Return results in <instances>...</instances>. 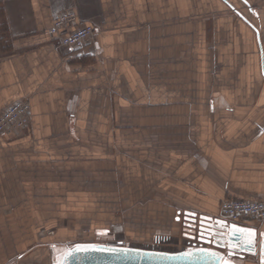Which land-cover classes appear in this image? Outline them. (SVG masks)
<instances>
[{
  "label": "crops",
  "instance_id": "1",
  "mask_svg": "<svg viewBox=\"0 0 264 264\" xmlns=\"http://www.w3.org/2000/svg\"><path fill=\"white\" fill-rule=\"evenodd\" d=\"M68 10L96 27L83 50L47 33ZM20 99L30 127L0 134V264H56L83 222L116 238L124 210L135 242L228 250L221 202L264 201V0H0V112Z\"/></svg>",
  "mask_w": 264,
  "mask_h": 264
},
{
  "label": "water",
  "instance_id": "2",
  "mask_svg": "<svg viewBox=\"0 0 264 264\" xmlns=\"http://www.w3.org/2000/svg\"><path fill=\"white\" fill-rule=\"evenodd\" d=\"M220 228L222 230L227 228L229 231L225 239L228 247L226 254L220 250L205 247H194L173 252L131 245L117 246L90 242L77 245H95L101 248L128 249L131 251H74L77 246L74 245L67 248L58 257L56 264H240L234 260V257H244L245 254L258 255L259 251H261V262L264 263V232L260 227L230 223L228 226L221 224ZM238 229L244 231L241 232ZM143 253L150 255H143ZM152 253L155 255H151ZM184 253H193V255L186 256Z\"/></svg>",
  "mask_w": 264,
  "mask_h": 264
},
{
  "label": "built area",
  "instance_id": "3",
  "mask_svg": "<svg viewBox=\"0 0 264 264\" xmlns=\"http://www.w3.org/2000/svg\"><path fill=\"white\" fill-rule=\"evenodd\" d=\"M47 33L56 37L60 46L70 48L73 51H80L94 40L96 27L93 24L80 23L78 13L74 10H68L55 18ZM31 119L32 107L30 101L28 99L17 100L0 112V134L26 130L31 125ZM220 216L222 219L234 224H243L248 220L264 222V201L225 199L220 204ZM186 244L184 249L209 248L195 239L187 241Z\"/></svg>",
  "mask_w": 264,
  "mask_h": 264
},
{
  "label": "rangeland",
  "instance_id": "4",
  "mask_svg": "<svg viewBox=\"0 0 264 264\" xmlns=\"http://www.w3.org/2000/svg\"><path fill=\"white\" fill-rule=\"evenodd\" d=\"M141 196V195H140ZM123 206H125V203L122 204ZM121 208H125L122 207ZM139 208H141L140 203L137 204V206L133 211H137V214H141V211L139 210ZM121 212V211H120ZM119 212V213H120ZM122 218H119L116 224L111 223V220H108L109 224V228L111 229L112 232H114L116 234L117 233V237L116 238H107L106 240H102V242H104V244H111V245H117V246H126V245H131V246H137V247H145V248H153V249H158V244L157 243H152L150 240L145 241V242H135L133 241L131 238H127L124 235L125 232V223H126V217L128 218L127 213L125 212V210L123 212H121ZM75 217V216H74ZM80 217V216H79ZM79 217H75V218H69V222H75L76 224H80V221L78 218ZM141 218H137L136 220H140ZM153 220H149L150 225L155 226L154 223H152ZM145 222V221H144ZM142 222V224L144 223ZM63 223V222H62ZM67 223V222H65ZM85 222H83V224L81 226H79V228H77V230H75L76 234H75V238L72 240L67 241L68 245L71 247L72 245H74L75 242H84V243H90L93 242L92 240L94 239L93 237H90V232H91V228L84 225ZM87 223V220H86ZM58 227H60L59 225H51L50 226H46L45 228H43L41 230V233L45 236H53L57 230ZM71 241V242H70ZM129 241V242H128ZM179 240H177V238H171L168 240L167 244H171V246H176V248L174 249H169L168 251H180V250H184V248H186L185 246L187 245V241L185 239H182V244L179 245ZM177 243V244H176ZM221 251V250H220ZM223 251H227L228 250H223ZM222 251V252H223ZM227 252H224L225 254ZM238 258V259H237ZM234 258L235 261L239 262L240 264H257V255H252V254H245L244 257H237Z\"/></svg>",
  "mask_w": 264,
  "mask_h": 264
},
{
  "label": "snow or ice",
  "instance_id": "5",
  "mask_svg": "<svg viewBox=\"0 0 264 264\" xmlns=\"http://www.w3.org/2000/svg\"><path fill=\"white\" fill-rule=\"evenodd\" d=\"M238 231H244V230H239ZM80 250H84V251H88V250H96V251H108V252H119V251H131L128 249H117V248H101L95 245H87V246H81V245H77L76 249L74 251H80ZM203 251V250H201ZM143 255H150L149 253H143ZM151 255H155V253H152ZM184 255L186 256H191L193 255V253H184ZM213 255H215V253H213Z\"/></svg>",
  "mask_w": 264,
  "mask_h": 264
}]
</instances>
